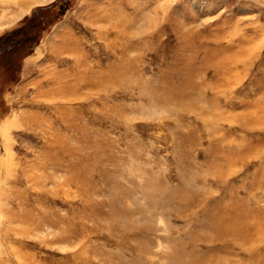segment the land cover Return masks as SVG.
<instances>
[{
    "label": "rangeland",
    "instance_id": "374dc122",
    "mask_svg": "<svg viewBox=\"0 0 264 264\" xmlns=\"http://www.w3.org/2000/svg\"><path fill=\"white\" fill-rule=\"evenodd\" d=\"M0 264H264V0H0Z\"/></svg>",
    "mask_w": 264,
    "mask_h": 264
}]
</instances>
